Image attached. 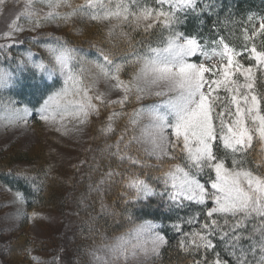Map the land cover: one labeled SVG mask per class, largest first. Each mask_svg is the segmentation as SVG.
<instances>
[{"label":"snow or ice","instance_id":"snow-or-ice-1","mask_svg":"<svg viewBox=\"0 0 264 264\" xmlns=\"http://www.w3.org/2000/svg\"><path fill=\"white\" fill-rule=\"evenodd\" d=\"M16 3L18 0H0V16L6 11L15 16L0 33L5 41L0 43V127L26 124L35 112L57 132L67 135L82 131L90 117L99 116L102 109L119 105L121 111L109 113L101 128L104 133L112 132L115 120L128 117L112 154L137 165L141 161L121 154L120 145H141L158 161L160 172L152 179L162 190L137 172L125 175L110 170L105 179L120 175L132 190V200L158 196L170 210L183 207L186 201L204 206L199 230L187 233L180 223L172 225L182 233L179 248L197 255L203 252L202 259L192 264H229L215 251L217 236L230 249L226 255L232 257V264H264V17L258 26L245 29L242 50L238 51L223 37L210 46L176 30L182 14L214 7L207 3L201 8V0H83L80 4L24 0L19 13L9 8ZM76 16L108 24L107 37L124 38L129 50L117 54L98 49L100 59L90 60L63 37L42 33L26 39L39 44L44 54L29 47L12 56L11 46L25 43L20 33L34 32L52 21L67 23ZM22 18L30 22V28L19 22ZM124 26L145 33L160 29V35L154 43H134L123 31ZM41 36L50 37L51 42L41 44ZM199 56L204 60L194 62ZM214 58H218L216 63H212ZM129 68L128 79H123ZM25 71L40 81L32 86L38 107L19 106V101L3 95L16 87ZM57 78L63 81L59 88L54 87ZM45 80L53 84L43 83ZM101 81L108 86L107 91L100 90ZM112 91L120 95L111 99ZM148 98L155 99L141 103ZM133 100L140 106L124 113L123 107ZM129 129L133 135L125 141ZM252 152H256L255 157H250ZM30 171L21 169L15 174L39 191L41 185L34 183ZM9 174H13L11 169ZM24 199L17 190L13 202L23 204ZM16 214H21L20 209ZM178 219L188 225L199 222L196 216ZM249 221L251 229L246 226ZM158 227L151 220L134 224L89 254L94 264H120L121 260L127 264L140 255L158 257L166 243ZM244 240L249 241L247 247L241 243ZM209 252L213 254L211 260L207 258Z\"/></svg>","mask_w":264,"mask_h":264},{"label":"trees","instance_id":"trees-1","mask_svg":"<svg viewBox=\"0 0 264 264\" xmlns=\"http://www.w3.org/2000/svg\"><path fill=\"white\" fill-rule=\"evenodd\" d=\"M207 3H212L214 7L205 8ZM200 7L205 8V10L201 12L198 8L195 12H190L187 15L182 14L181 23L176 30L184 32L186 35L196 36L202 42L204 40L212 42L223 37L225 42L230 43L238 51L242 50L245 29L258 26V17L262 15L264 17V0H201ZM87 23L83 22L81 26V29L85 32L94 34V32L100 30L99 26ZM135 32H140V34H131L130 38L134 43L140 41L154 43L160 35V29L148 33L138 29ZM28 36L23 38L25 40L23 45L14 44L11 46L12 56H19L26 52L29 47L34 53L44 54L39 44H32L30 40L26 39ZM64 39L69 41L67 37ZM45 42H51V38L41 36L40 43L43 44ZM257 44L259 46V39ZM93 46L95 49L90 50V55L95 59H100L98 49L110 50L117 54L129 50L124 38L113 44L95 42ZM137 46L139 47V44ZM2 55L0 53V56ZM5 66L8 65L5 64ZM39 82L38 77L37 79L33 78L32 72L25 71L20 74L16 87L3 93V95L4 97L11 96L19 102L23 101L24 104H28L31 108L34 106L38 107V104H36L38 96L32 86ZM43 83L53 84L52 81L48 80ZM61 83V80L57 78L54 87H61ZM107 113L109 111L104 108L99 116L94 115L91 118L89 122L90 136L88 139L90 149L86 154H84L81 145L75 153H72V156L79 153L85 158V163L79 166H77L78 160L73 163L71 170L74 175L76 174V177L72 181L68 182V179H66L60 182L58 171L55 170V173H52V169L54 170L57 166L54 165L57 163L56 160L49 156L47 159L44 155V148L41 149L40 147L39 153L33 154L32 159L29 160L26 157L24 159L30 163L24 169H30V175L34 177V183L41 185L39 191L33 187L32 183L18 177L15 174L18 170H12L13 174L10 175L9 170L13 168H0V183L9 186L13 190L22 192L24 200L31 204V209L34 211L44 207L61 211L58 207L59 205L69 206L70 204L61 213V221L65 220L68 222L67 231L65 229V236L54 250L59 248L65 254L76 255L82 260V262H77V264H94L93 259H87L91 249L111 242L114 237H118L122 232L129 230L134 224H138V222L144 221L146 218L159 219L163 226L161 227V232L169 239L161 252L162 264H192L194 260H201L203 252L197 255L194 252H185L178 247L182 233L176 231L172 225L180 223L182 231L187 233L199 230L200 223L204 221L203 213L206 211L204 206L198 205L194 201H186L183 207H174L170 210L158 196L138 201L132 200L130 199L132 190L127 188L122 177L119 179L117 175L111 180L105 179V174L110 170L122 172L125 175L128 172H137L148 178L149 182L153 183V186L157 187L158 191L162 190L159 182L152 179L159 175L160 169L156 167L158 163H155L158 161L146 159L143 149L134 144L129 145L127 148L123 144L120 145L121 154H126L141 161L137 165H133L127 158L122 161L118 156L112 154L115 152V145L124 131L123 123L125 121L123 122L121 118H118L114 122L113 131L104 133L101 128L106 122L105 116H107ZM127 137L128 134H125V139ZM109 146L112 147L110 148ZM67 147L70 150V146ZM70 153L71 151L65 152L66 156H70ZM250 157H253L252 153H250ZM67 159L70 158L65 160ZM41 160H43V163H40ZM75 166L76 169H73ZM102 180L105 181L103 184L100 183ZM157 204L158 207H155ZM209 206L211 205L209 204ZM193 216H196L199 222H195L192 225L182 223L178 219L179 217L187 220ZM233 222L230 220V223ZM75 223L79 224L73 229L71 225ZM221 224H223V220H221ZM246 226L251 229L252 221L247 222ZM23 236L25 235H20V237ZM213 242L217 245L215 251L221 253L222 257L227 259L229 264H232V257L226 255L230 251L225 246L226 242L221 241L219 236ZM12 243L13 246L10 249L17 253L16 257L11 258L12 260L9 263L26 264L20 250L26 248L27 245L31 246V240L29 238L26 239V237L13 238ZM241 243L247 247L249 241L244 240ZM18 244L22 245V247ZM43 245H45L44 241L33 243L36 251H40ZM258 257L259 251L257 250ZM207 258L211 260L213 254L209 252ZM249 259H252V257L249 256Z\"/></svg>","mask_w":264,"mask_h":264},{"label":"rangeland","instance_id":"rangeland-1","mask_svg":"<svg viewBox=\"0 0 264 264\" xmlns=\"http://www.w3.org/2000/svg\"><path fill=\"white\" fill-rule=\"evenodd\" d=\"M71 2L73 4H80V3H83V0H71ZM9 8H13L16 13L23 11L24 0H18V3H16L15 5L9 4ZM66 10L67 9H63V11H66ZM261 17H263V15L258 17L257 19L258 23ZM14 18L15 16L13 15V13L7 12V11L5 12L4 15L0 16V33L4 32L7 29V25ZM19 22L23 24L25 29L30 28V22L28 20L22 18ZM83 22L93 23L94 25L99 26L100 30L98 32H94V34L85 32L83 29H81ZM108 27L109 25L106 23H97V22H93L89 20L87 17L76 16V17H73L67 23H62L60 21H52V22L47 23L44 27L37 29L34 32L26 30L19 34V38L23 39L25 36H28V35L30 36H28L27 38H30L31 36H37L42 33H51L54 37H57V36L63 37V38L67 37L70 43L82 49L83 54L87 55L88 59L96 60L94 57L90 55V52H91L90 50L95 49L93 46L95 42H100L102 44L103 43L113 44V43H116V41L118 40L121 41L123 39L119 36L109 39L106 35ZM123 31L128 32L129 37L131 36V34H135V33H137L136 35L140 34V32H135L134 30H132L131 28L127 26H124ZM99 33H102V34H99ZM200 41L202 42V40ZM0 43H5V41L2 38H0ZM202 43H207L210 46L212 44V42H208L206 40H204V42ZM217 59L218 58H214L212 60V63H216ZM203 60H204L203 56H199L198 59L194 58V62L196 63L202 62ZM129 69L130 71H128L127 69V71L122 74L123 79H128L127 73L132 71L131 68ZM60 80L63 83L62 79ZM98 86L100 90L102 91L108 90V86L103 81H101ZM119 95H120L119 92L112 91L110 93V98L116 99L117 96ZM154 99L155 98H148L145 101H142L141 103H151L153 102ZM19 106H23V105H19ZM139 106L140 104L136 103L133 100L132 102L126 104L123 107L122 111L124 113H129L132 111L133 108H136ZM105 109L109 111V113L113 111H121V108L119 105L115 107H107ZM109 113H107V116L109 115ZM93 116L90 117V120ZM120 118L122 119L123 122L125 121V123H123L124 124L123 127L125 128L126 126L125 124L128 122V117L121 116ZM69 127H71V125ZM127 134H128V137L133 135V132L131 131V129H129ZM89 136H90L89 123L85 127H83L82 131L69 132L67 135H65L62 132H57L53 127H51L50 125L42 121L39 118L38 114L33 112L28 117L26 124L21 122L15 127H11V126L6 127V128L0 127V168H6V169L7 168H18V169L26 168L27 166H29L30 163L24 160L25 157L29 160L32 159V155L35 153H39V150L41 147V149L44 148L45 150L44 155L47 159L49 156L53 158L54 160H56L57 162L56 164H54V165H57L55 167L56 169L55 168L54 170L52 169V173L54 174L55 170H57L59 173L58 179L60 180V182L66 179H68V182H70V180L72 181L76 177V174L74 175L73 171L71 170L72 165L75 162V160H78L77 166L85 163V158L83 155H79V153H76L72 156V153H75L76 150L81 145L83 147L84 154H86V152L90 149V143L88 144ZM127 139H125V141H127ZM133 144L143 149L141 145H138L135 143ZM67 146H70V150L68 149L69 147ZM69 151H71L70 156H66L65 152H69ZM143 154L146 156V159L148 160H156L155 157L148 156L145 152ZM252 156L255 157L256 152H252ZM66 158H70V159L65 160ZM40 163H43V160H41ZM73 169H76V166L73 167ZM12 193H10L9 190H6L5 188L0 186V264H5V262H8V264H10L9 261L12 260L11 258L16 257L17 252L11 251L10 249L11 246H13L12 245L13 235L12 234L13 232H15L16 229H19L22 225H24L25 226L24 230L28 232L29 236L32 234L33 241H38V240H43V239L46 240L47 238H49L48 236H50L51 239H56L54 237V234H55V231H58L57 228H58V225L61 219V215L57 213L51 212L48 215L45 212H39L35 215L31 214L27 216V219L22 221L24 214L27 210L26 207L28 206L25 203L23 204L14 203L13 200H14L15 193L14 194ZM69 206L68 205L63 206V204H61V206L59 205L58 207L61 209V211L59 210L60 213H62L63 210H65V208ZM17 209H20V212H21L20 215L16 214ZM52 211L58 212V210L57 211L52 210ZM142 222L144 221H140L138 222V224ZM154 223H156L159 226L157 230L159 234L165 238L166 243H167L169 239L166 238V236H164V234L161 232V225L158 222H154ZM78 224L79 223H75L71 225V227L74 229L77 227ZM52 230L53 232H51ZM127 231H124L121 234ZM166 243L161 246L160 254L158 257L151 256V257L145 258L143 255H140L136 259H129L127 261V264H162L161 252H162L163 247L166 245ZM38 254H42V253H38ZM57 261L60 264H70L68 256L62 251L59 252V258ZM120 264H125V262L121 260Z\"/></svg>","mask_w":264,"mask_h":264},{"label":"bare ground","instance_id":"bare-ground-1","mask_svg":"<svg viewBox=\"0 0 264 264\" xmlns=\"http://www.w3.org/2000/svg\"><path fill=\"white\" fill-rule=\"evenodd\" d=\"M20 105H25V104L22 101V102H20ZM155 163H158V162H155ZM21 169H24V168H21ZM21 169L13 168L11 170H21ZM118 173H122V172H118ZM118 177H119V179L121 178L120 175H118ZM0 186L5 188L6 190H9L10 193L13 192L12 194L17 192V190H13V189H11L9 186H7L5 184H1L0 183ZM24 203L28 207H26L27 210H26V212L24 214V217H23L22 221L27 219V216H29L31 214L32 215L33 214H37L39 212H45L48 215L51 212L61 215V213L59 211H58L59 213L55 212V211H52V210H55V209H52V208H49V207L36 209L34 211L33 209H31V204H28L25 200H24ZM155 207H158V204ZM61 220H62V217L60 219V223H59L58 228H57L58 231H55V234H54V237L56 239H51L50 236H48L49 238H47L46 240L43 239V240L33 241L32 234L29 236L28 232L24 230V227H25L24 225H22L19 229H16L15 232H13L12 235H13L14 239H20V238L26 237V239L29 238L31 240V246L27 245L26 248H23V249L20 250L22 258L26 261V264H39V262H41V264H60L57 261L58 258H59L60 250H59V248H57L56 250H54V249L56 247H58V245L62 241L63 237L65 236V232L64 231H65V229H66V227L68 225V222H66L65 220L64 221H61ZM145 220H151L153 222H158L161 225V227H163L162 223L159 221V219L146 218ZM66 231H67V229H66ZM51 232H53V230ZM22 234L25 235V236L20 237V235H22ZM39 241H45V245L42 246V249L40 251H36L34 249V247H33V243L34 242H39ZM12 245H13V243H12ZM18 245H20V244H18ZM20 247H22V245H20ZM38 253H42V254H38ZM66 255L69 258L70 264H77V262H82V260L79 257H77L76 255H71V254H66ZM90 258L93 259L92 256L88 255L87 259H90ZM86 260H84V261H86ZM5 264H8V262H5Z\"/></svg>","mask_w":264,"mask_h":264}]
</instances>
